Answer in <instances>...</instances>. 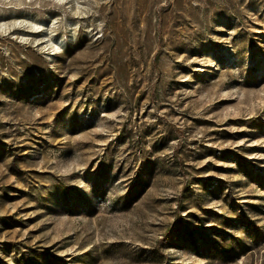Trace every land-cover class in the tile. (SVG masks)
<instances>
[{"label": "rangeland", "instance_id": "374dc122", "mask_svg": "<svg viewBox=\"0 0 264 264\" xmlns=\"http://www.w3.org/2000/svg\"><path fill=\"white\" fill-rule=\"evenodd\" d=\"M0 264H264V0H0Z\"/></svg>", "mask_w": 264, "mask_h": 264}, {"label": "trees", "instance_id": "16d2710c", "mask_svg": "<svg viewBox=\"0 0 264 264\" xmlns=\"http://www.w3.org/2000/svg\"><path fill=\"white\" fill-rule=\"evenodd\" d=\"M33 75V74H32ZM34 76V75H33ZM46 77V76H45ZM37 91V90H36ZM36 91H32V92H36ZM177 224H178V221H174L173 223H172V225L168 228V230L166 231V235L167 236H169V235H171L174 231H175V229H176V226H177Z\"/></svg>", "mask_w": 264, "mask_h": 264}]
</instances>
